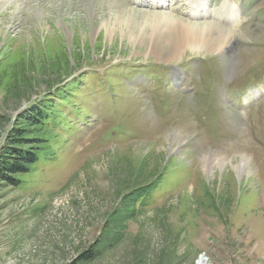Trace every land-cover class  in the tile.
Returning a JSON list of instances; mask_svg holds the SVG:
<instances>
[{
  "label": "rangeland",
  "instance_id": "1",
  "mask_svg": "<svg viewBox=\"0 0 264 264\" xmlns=\"http://www.w3.org/2000/svg\"><path fill=\"white\" fill-rule=\"evenodd\" d=\"M179 8L135 0L3 8L0 157L21 116L48 106L56 120L41 135L49 159L16 176L18 187L0 180V264H77L126 196L151 183L122 240L86 264H264V0L239 27ZM154 14L220 28L229 47L189 48L170 62L166 46L148 50L150 40L142 47L121 33L128 17ZM152 64L164 67L160 78Z\"/></svg>",
  "mask_w": 264,
  "mask_h": 264
},
{
  "label": "trees",
  "instance_id": "2",
  "mask_svg": "<svg viewBox=\"0 0 264 264\" xmlns=\"http://www.w3.org/2000/svg\"><path fill=\"white\" fill-rule=\"evenodd\" d=\"M42 111H31L20 117L19 124L8 138V144L0 157V180L8 186L18 187L21 181L16 176L30 173L40 162L47 161L46 148L48 141L41 138L42 134L53 131L51 122L55 117H49V107H39ZM18 124V125H19ZM45 147V148H43ZM38 148V149H37ZM28 149V150H27ZM154 194L152 183L141 187L126 196L123 205L112 214L108 225L104 228L102 238L90 249L82 252L77 264H86L96 260L108 248L118 244L123 236L128 221L132 220L147 200ZM141 253H136V263L143 262ZM182 262L174 258L172 264Z\"/></svg>",
  "mask_w": 264,
  "mask_h": 264
},
{
  "label": "bare ground",
  "instance_id": "3",
  "mask_svg": "<svg viewBox=\"0 0 264 264\" xmlns=\"http://www.w3.org/2000/svg\"><path fill=\"white\" fill-rule=\"evenodd\" d=\"M14 1L15 0H9L7 3H4L2 6H0V15H3V13L5 11L3 8L6 6V4L12 5V3ZM115 1L118 2V0H115ZM159 1L164 2L163 0H159ZM187 1L189 3L188 5L191 7V9L196 7L195 5L201 3L199 5L198 10H193L195 13L197 11H203L204 6L207 4V0H204V4H203V0H187ZM110 3H112V1ZM138 3H140V2H138ZM28 4H30V3H28ZM140 4L144 5V3H140ZM115 5H116V3H115ZM26 7H28V9H29V6H26ZM120 11H121L120 14L123 13L121 9H120ZM135 19L136 18H134V17H130V18L128 17L127 20L125 19V21H127V23H131L129 21H132V23H134L135 26L131 25L132 24L131 23L126 27V31L122 30L121 33L124 34V36H126V38L128 36V38L131 39L130 41L135 43V44L138 43L137 40H139V45L142 47L147 46V44H148L147 42L150 40L152 42V45L150 44L151 46H149L148 50L153 48L155 51H157V48L160 45L162 46V48H164V46H166L167 49H166L165 60H168V61H170L171 59H174V58L177 59V56H179L182 51L184 53V51L189 49V48L191 50L192 49L203 50V48H204V49H207L209 51H218V50L224 49L226 46L228 48L229 43L231 42V38L228 37L227 34L222 29L208 25V24H204V23L193 24L191 22L182 20L181 18H178V17L173 18L172 16L171 17L166 16V15L161 16L158 14L157 15L154 14L152 16L144 17L141 20L137 19L138 23L136 22ZM145 27H147V28H145ZM148 27H151L150 32L146 31V29H148ZM132 29H135V30H132ZM114 30H116V29L113 28L111 31L109 29V32L108 31L107 32L113 33ZM194 50H192V51H194ZM199 264H203V262L200 261Z\"/></svg>",
  "mask_w": 264,
  "mask_h": 264
}]
</instances>
